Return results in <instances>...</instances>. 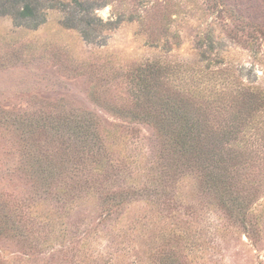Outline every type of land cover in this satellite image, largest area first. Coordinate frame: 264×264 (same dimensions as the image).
Wrapping results in <instances>:
<instances>
[{
  "label": "rangeland",
  "instance_id": "374dc122",
  "mask_svg": "<svg viewBox=\"0 0 264 264\" xmlns=\"http://www.w3.org/2000/svg\"><path fill=\"white\" fill-rule=\"evenodd\" d=\"M0 264H264V0H0Z\"/></svg>",
  "mask_w": 264,
  "mask_h": 264
},
{
  "label": "clouds",
  "instance_id": "9594fccd",
  "mask_svg": "<svg viewBox=\"0 0 264 264\" xmlns=\"http://www.w3.org/2000/svg\"><path fill=\"white\" fill-rule=\"evenodd\" d=\"M109 12H110V6H105L103 10H100L98 12L100 18L105 21V22H108L109 20ZM112 19L114 20L115 17H112Z\"/></svg>",
  "mask_w": 264,
  "mask_h": 264
},
{
  "label": "trees",
  "instance_id": "16d2710c",
  "mask_svg": "<svg viewBox=\"0 0 264 264\" xmlns=\"http://www.w3.org/2000/svg\"><path fill=\"white\" fill-rule=\"evenodd\" d=\"M32 9L28 4L24 5V10L22 12H20L21 14H25V13H31Z\"/></svg>",
  "mask_w": 264,
  "mask_h": 264
}]
</instances>
